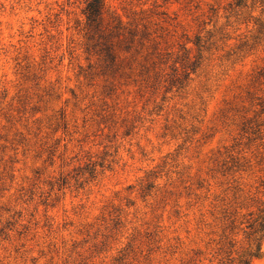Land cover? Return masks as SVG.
<instances>
[{
  "label": "rangeland",
  "instance_id": "obj_1",
  "mask_svg": "<svg viewBox=\"0 0 264 264\" xmlns=\"http://www.w3.org/2000/svg\"><path fill=\"white\" fill-rule=\"evenodd\" d=\"M102 2L88 30L83 0H0V264H237L264 0Z\"/></svg>",
  "mask_w": 264,
  "mask_h": 264
},
{
  "label": "trees",
  "instance_id": "obj_2",
  "mask_svg": "<svg viewBox=\"0 0 264 264\" xmlns=\"http://www.w3.org/2000/svg\"><path fill=\"white\" fill-rule=\"evenodd\" d=\"M240 2V1H239ZM83 9L82 14L85 18V26L88 30L95 29L99 26L100 18L104 10V4L102 0H83ZM228 229H233L235 227L236 220L227 219ZM239 226L240 231L245 236V239L248 241V248L246 252L241 255L237 264H250L252 258H255L260 250V244L264 236V216L253 217L249 215L246 220H243L236 225L235 228ZM230 247L231 242L227 241L223 244ZM228 247L226 249H228ZM226 256H230V251H226Z\"/></svg>",
  "mask_w": 264,
  "mask_h": 264
}]
</instances>
